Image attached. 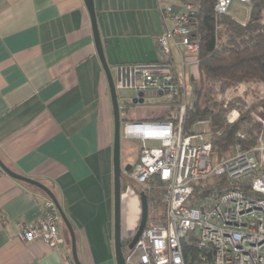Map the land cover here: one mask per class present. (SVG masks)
Segmentation results:
<instances>
[{
  "label": "crops",
  "instance_id": "1",
  "mask_svg": "<svg viewBox=\"0 0 264 264\" xmlns=\"http://www.w3.org/2000/svg\"><path fill=\"white\" fill-rule=\"evenodd\" d=\"M193 2L93 0L114 81L119 67L163 62L156 40L169 24L161 8L180 11ZM173 59L178 78L185 84L187 74L196 79L191 59L183 70L175 52ZM145 102L156 108L164 103L154 93ZM119 104L122 124L171 115L149 118L144 105ZM112 144L109 90L84 1L0 0V161L52 192L72 226L81 264H115ZM45 199L42 191L0 169V264H73L62 221L63 243L55 249L16 238V224L38 217ZM130 204L131 199L128 229L135 215Z\"/></svg>",
  "mask_w": 264,
  "mask_h": 264
},
{
  "label": "built area",
  "instance_id": "2",
  "mask_svg": "<svg viewBox=\"0 0 264 264\" xmlns=\"http://www.w3.org/2000/svg\"><path fill=\"white\" fill-rule=\"evenodd\" d=\"M249 1L216 0L213 10L222 15L232 3ZM161 15L169 24L156 40L164 61L119 67L114 81L118 102L121 92H128L124 97L130 104L139 94L154 93L177 108L174 121L147 119L121 125L123 139L141 144L138 160L126 177L141 187L158 181L164 208L162 221L147 219L138 241L123 253L124 263L185 264L182 241L188 238L198 249L211 250L210 264H264V131L253 148L236 145L221 160L212 158L206 131L184 133L186 84L175 72L173 53L182 70L189 64L187 58L197 65L198 44L190 39L196 10L191 3L183 4L180 11L164 5ZM238 117L232 110L226 120L233 123ZM208 124L202 119L194 126ZM238 137H243L241 132ZM60 223L55 205L45 199L38 217L16 224V238L23 243L40 241L55 249L63 243ZM204 259L200 257L203 264Z\"/></svg>",
  "mask_w": 264,
  "mask_h": 264
},
{
  "label": "trees",
  "instance_id": "3",
  "mask_svg": "<svg viewBox=\"0 0 264 264\" xmlns=\"http://www.w3.org/2000/svg\"><path fill=\"white\" fill-rule=\"evenodd\" d=\"M215 1L194 0L192 4L196 15L190 25V39L198 44L195 55L197 77L193 81L192 104L186 105L183 130L185 134L191 133L197 121L208 120L211 156L214 160H221L236 145L247 150L253 148L259 134L264 131V123L254 119V114L264 113L263 98L252 101L250 106L237 98L226 102V107L223 100H216L217 94H224L239 84L264 85V0L246 3L249 16L245 22L236 21L228 12L216 14L213 10ZM169 102L164 103L168 105ZM233 109L239 117L229 123L225 115ZM176 114L177 108L173 116L159 120L174 121ZM240 132L242 138L238 137ZM137 160L138 154L133 164ZM126 178L122 175L121 193L128 185ZM146 186L145 190H137L136 193L144 192L148 203L159 201L161 184L152 180ZM190 240L182 241L185 264H203L200 257L205 258L204 264H210L211 250L198 249Z\"/></svg>",
  "mask_w": 264,
  "mask_h": 264
},
{
  "label": "water",
  "instance_id": "4",
  "mask_svg": "<svg viewBox=\"0 0 264 264\" xmlns=\"http://www.w3.org/2000/svg\"><path fill=\"white\" fill-rule=\"evenodd\" d=\"M86 6V9L90 18V25L92 30V36L94 41V46L96 49L97 56L103 68V72L107 81L109 96L112 107V116H113V144H112V165H113V250H114V259L115 264H125L123 258V239L121 237V181L122 175L125 173H129L131 171V166H125L123 169L121 167L120 157H121V125L122 119L120 118V107L118 102L117 93L115 90L114 79L112 72L109 66L106 63L102 44L96 24V16L93 5V0H83ZM145 96L143 94H139L138 100H133V104L139 103L142 104ZM0 169L2 172L7 174L12 179L26 183L30 186L37 188L42 191L48 199H50L55 205L61 221L68 232L69 240H70V248H71V257L73 264H81L77 255V246H76V236L72 229L70 222L68 221L66 215L64 214L62 208L58 204L56 198L52 194V192L46 188L41 183L31 180L27 177L20 176L12 171H10L7 167H5L0 161ZM140 202V220L134 235L132 236L127 248L132 249L135 243L138 241L142 231L144 230L147 219H148V202L147 197L144 192H140L139 195Z\"/></svg>",
  "mask_w": 264,
  "mask_h": 264
},
{
  "label": "rangeland",
  "instance_id": "5",
  "mask_svg": "<svg viewBox=\"0 0 264 264\" xmlns=\"http://www.w3.org/2000/svg\"><path fill=\"white\" fill-rule=\"evenodd\" d=\"M229 15H231L233 18H235L236 21L238 22H245L248 19L249 16V6L248 4H239V3H232L228 10ZM193 88H194V82L191 79L190 75L187 74V79H186V93H185V99L183 103L186 105H191L193 101ZM240 91V92H239ZM128 94V92H121V100L120 103L121 105L125 104H130V99L125 98L124 96ZM124 97V98H123ZM233 98H237L239 100H242L246 106H250L252 101L263 98L264 99V88H257L255 86H248L245 88L244 84H239L238 87L232 88L227 90L224 94H217L216 100L217 101H224V107H226V102L230 101L231 99L234 100ZM161 101L162 99L165 100V98L160 97ZM144 106H141L144 111H148L149 118H153L154 116H157L159 114H164L167 115V113H171V115H174V108L170 106L169 104L162 103V106L160 108H156L158 106L157 104H154L153 102H145L144 104H141ZM156 105V106H155ZM157 110H153L154 107ZM173 109H172V108ZM223 107V108H224ZM235 110V109H233ZM232 111V110H230ZM228 111L227 113H229ZM227 113L225 117L227 116ZM123 115V113H122ZM129 117V115L127 116ZM254 119H261L264 121V113L263 114H254ZM209 125V124H208ZM208 125H196L193 127V130L197 131H206L209 132V127ZM121 157H120V162H121V167L122 169L125 166L128 165H133L134 161L136 160L138 150L141 147V144L138 141H133V140H125L121 137ZM150 147H155L154 144L150 143L148 144ZM230 152L225 156H229ZM210 181H213L212 179L208 180L205 184H208ZM126 182L128 183L127 187L122 190L121 193V237L123 239V248L122 251L125 254L127 252V240L129 238L131 239L132 236L134 235L139 220H140V202H139V197L138 194L136 193L137 190H145L147 186L141 187L139 184L134 182L133 180L129 179V176L126 178ZM161 193V199L163 195V190L162 188L160 189ZM131 199V204H130V209H133L132 214L135 213L134 215V226L131 227L130 229L127 228L126 225V219L125 216L126 214L130 211L128 210V205L127 202ZM161 199L159 201L156 200H151L148 203V219H150L152 222H160L162 221L163 218V213H164V208ZM132 205V206H131Z\"/></svg>",
  "mask_w": 264,
  "mask_h": 264
},
{
  "label": "clouds",
  "instance_id": "6",
  "mask_svg": "<svg viewBox=\"0 0 264 264\" xmlns=\"http://www.w3.org/2000/svg\"><path fill=\"white\" fill-rule=\"evenodd\" d=\"M125 175V174H124ZM126 176V175H125Z\"/></svg>",
  "mask_w": 264,
  "mask_h": 264
}]
</instances>
